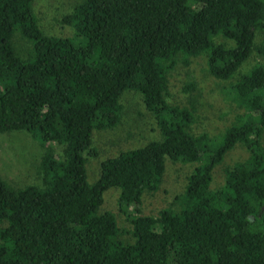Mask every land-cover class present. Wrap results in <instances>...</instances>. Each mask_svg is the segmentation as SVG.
Wrapping results in <instances>:
<instances>
[{"label": "trees", "instance_id": "trees-1", "mask_svg": "<svg viewBox=\"0 0 264 264\" xmlns=\"http://www.w3.org/2000/svg\"><path fill=\"white\" fill-rule=\"evenodd\" d=\"M34 2L0 0V133H34L63 145V158L48 150L41 186L15 188L0 174V264H264V0H83L64 17L75 30L67 38L42 31ZM16 34L32 45L24 56ZM254 51L259 62L230 87L240 123L219 138L192 134V111L167 100L178 62L204 54L210 75L228 81ZM126 91L140 93L161 137L104 160L90 184L94 131L119 125ZM238 144L249 158L212 190L214 168ZM167 159L196 164L179 209L143 215ZM113 187L133 243L114 213H99Z\"/></svg>", "mask_w": 264, "mask_h": 264}, {"label": "rangeland", "instance_id": "rangeland-1", "mask_svg": "<svg viewBox=\"0 0 264 264\" xmlns=\"http://www.w3.org/2000/svg\"><path fill=\"white\" fill-rule=\"evenodd\" d=\"M83 0H35L34 11L38 24L48 36L73 37L75 30L64 23V17L70 15L75 6ZM264 33L257 32L255 43L260 45ZM217 43L234 45L233 41L221 36L215 39ZM77 40L76 43H83ZM18 52L21 56L30 49L28 42L19 34L14 37ZM189 64L182 60L178 62L170 73L167 100L171 106L187 108L193 113V122L189 131L198 135L206 133L210 137L219 138L227 128L240 123V116L245 110L240 107L230 95L231 84L239 76L248 72L259 62L257 52L254 51L249 59L240 67L231 80H220L208 71L207 56L190 57ZM195 85V89L191 87ZM122 119L113 129L96 130L93 135V151L86 155V170L88 182L95 183L100 177L101 163L109 158L117 157L121 152L144 147L147 143L160 139L161 133L155 116L146 109L142 96L136 91H126L121 99ZM26 131L0 133V174L5 181L15 188H22L31 184L42 185L41 163L49 149L56 158H63L64 146L57 143H47L45 146L38 136ZM264 147V135L262 139ZM250 156L245 145L238 144L224 157L221 164L213 170V180L210 188L220 189L226 182V170L245 162ZM196 164H184L166 160V170L158 190L145 192L140 205L143 215L155 216L162 209H179L176 198L184 193L188 178ZM121 190L111 188L104 193V201L99 213L110 211L117 216L121 229L120 239L125 243H133L132 225L128 216L119 206ZM134 208H129L133 212ZM6 224H0L5 227Z\"/></svg>", "mask_w": 264, "mask_h": 264}]
</instances>
